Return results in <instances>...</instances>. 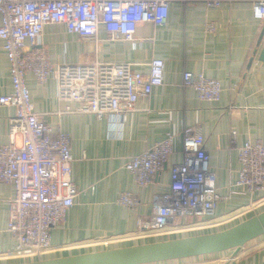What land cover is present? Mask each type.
Listing matches in <instances>:
<instances>
[{
    "label": "crops",
    "instance_id": "0c3cea01",
    "mask_svg": "<svg viewBox=\"0 0 264 264\" xmlns=\"http://www.w3.org/2000/svg\"><path fill=\"white\" fill-rule=\"evenodd\" d=\"M255 1L233 0L218 9L173 2L164 26L140 25L131 43L110 41L102 28L97 40H90L68 33L63 25L44 27L41 46L55 64L128 63L145 74L150 60L159 58L164 61V84L149 97H140L133 111L98 119L66 112V107L75 105L58 101L53 80L41 85L31 74L26 76L35 113L70 137L71 180L77 188L74 205L64 223L51 231V250L41 261L217 233L264 212L263 194L250 196L236 186L238 150L247 141L264 144V61L258 60L264 38L245 74L264 23L253 18ZM206 21L214 24V33L204 31ZM185 71L219 81V101H199L184 88ZM10 92L9 65L0 42V96ZM14 115V108L0 106V144L8 143V119ZM192 126L200 128L210 156L213 188L220 197L216 208L207 217L175 220L172 232L164 236L139 233L137 217L151 215L154 196L168 190L169 167L140 189L125 165L168 134L179 137L183 127ZM16 143L20 144L19 138ZM180 161L177 138L169 166ZM124 192L140 199L138 210L116 204ZM13 194L12 185L0 183V264H20L1 258L14 244L7 232ZM227 252L152 264H264V235L245 244L229 263L222 259L230 258L234 250Z\"/></svg>",
    "mask_w": 264,
    "mask_h": 264
},
{
    "label": "built area",
    "instance_id": "2783aa9c",
    "mask_svg": "<svg viewBox=\"0 0 264 264\" xmlns=\"http://www.w3.org/2000/svg\"><path fill=\"white\" fill-rule=\"evenodd\" d=\"M173 2L218 9L233 0H0V42L11 83V92L0 96V106L15 110L8 119V143L0 144V183L12 185L14 190L7 223L14 244L1 255L4 261H41L51 250V231L64 223L77 195L71 180L70 137L35 113L26 76L31 74L41 85L53 80L58 101L75 105L66 107V112L98 119L133 111L140 97H149L164 84V61L159 58L150 60L145 74L128 63L55 64L41 46L44 27L63 25L68 33L90 40H97L102 28L110 41L131 43L140 25L164 26ZM252 14L254 20L264 21V0L253 3ZM214 30V24L206 21L204 31L212 34ZM182 86L202 102H217L222 92L220 82L203 73L183 72ZM177 138L181 161L169 166ZM234 141L232 132L231 144ZM238 162L236 186L250 196L264 195V144L244 143L238 150ZM166 167L168 190L154 196L151 215L137 217L139 233L167 235L177 219L212 215L220 199L213 188L210 156L199 127H183L179 137L168 134L125 165L140 189ZM116 204L133 211L142 205L128 192L120 193ZM103 245L107 247L108 241ZM234 258L222 261L229 263Z\"/></svg>",
    "mask_w": 264,
    "mask_h": 264
},
{
    "label": "water",
    "instance_id": "95a60500",
    "mask_svg": "<svg viewBox=\"0 0 264 264\" xmlns=\"http://www.w3.org/2000/svg\"><path fill=\"white\" fill-rule=\"evenodd\" d=\"M263 38L264 23L245 74L250 69ZM258 60L264 61V45ZM263 235L264 212L217 233L22 264H152L212 255L230 250H234L231 256L234 258L245 244Z\"/></svg>",
    "mask_w": 264,
    "mask_h": 264
},
{
    "label": "rangeland",
    "instance_id": "374dc122",
    "mask_svg": "<svg viewBox=\"0 0 264 264\" xmlns=\"http://www.w3.org/2000/svg\"><path fill=\"white\" fill-rule=\"evenodd\" d=\"M88 56H90V58H91L92 55L89 54ZM197 221H200V219H197ZM198 228H200V227H198ZM186 230H187V229H186ZM185 232H186V231H185ZM177 233H180V231H179V232H176V234H177ZM181 235H184V233H182V234H178V237H180ZM231 251H232V250H230V252H231ZM230 252H227V253H230ZM227 253H226V254H227ZM224 254H225V253H224ZM226 254H225V255H226ZM219 257H222V254H221ZM224 258H226V257H224Z\"/></svg>",
    "mask_w": 264,
    "mask_h": 264
}]
</instances>
